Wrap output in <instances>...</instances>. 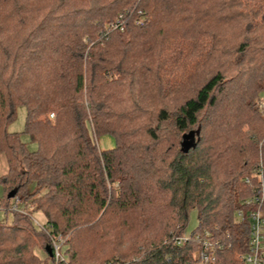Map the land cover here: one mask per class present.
I'll return each mask as SVG.
<instances>
[{
	"label": "trees",
	"instance_id": "obj_1",
	"mask_svg": "<svg viewBox=\"0 0 264 264\" xmlns=\"http://www.w3.org/2000/svg\"><path fill=\"white\" fill-rule=\"evenodd\" d=\"M260 94L264 0H0V209L14 223L0 222V264H40L19 194L51 233L71 232L59 264L85 262L76 252H92L88 238L114 244L134 230L137 259L112 258L195 264L198 246L174 240L193 209V232L226 244L213 264H243L249 229L237 213L247 219L245 201L264 194ZM18 106L34 152L7 131ZM102 135L115 147L101 150Z\"/></svg>",
	"mask_w": 264,
	"mask_h": 264
},
{
	"label": "rangeland",
	"instance_id": "obj_2",
	"mask_svg": "<svg viewBox=\"0 0 264 264\" xmlns=\"http://www.w3.org/2000/svg\"><path fill=\"white\" fill-rule=\"evenodd\" d=\"M260 95H261L260 97L255 99L253 108L263 113V111L258 107V105L264 102V94H260ZM206 115H208V113H206L205 115L203 114L201 117L204 118ZM210 115H214V114H210ZM26 119H27L26 108L23 106H18L16 108L15 119L12 123L8 125L7 131L9 133L19 134L21 141L26 144L28 150L30 152H34L37 149V145L31 141L28 135L24 133ZM97 145L101 150H109L115 147V139L110 135H102L97 138ZM6 174H7L6 157L4 154H1L0 155V176L6 175ZM35 188L36 186L34 184H31L28 187V192H33ZM4 194H5L4 187L0 184V199L4 196ZM16 205L17 207L15 208V210L18 211V214H19L18 219L22 217L28 218L30 221H32L33 226L36 227L37 230L39 231V235L37 239L33 240V243L31 244L33 253L39 259L38 262H40V264H57L55 263V260L51 258L50 256H49L50 259H53V261L49 260L46 254V251H45L44 240H40L41 235H45L46 238L44 239L47 245L51 247V249H52L53 242H56L57 245H59L62 248L61 253H62L63 258L67 259V256L65 255L66 245H67L68 239L71 236V232L61 229L59 233H51L52 231L51 228L46 223V219L44 218V215L41 212L37 211L36 205L33 202V199L26 198L24 194L18 195V199L16 200ZM12 220H13V211L11 209H9L8 211H5L4 209H0V222H4L5 223L4 225H13L14 223H12ZM24 220L26 219H23L22 222L17 224V226L20 228H26L27 225L25 224V222H23ZM197 227H198L197 211L193 209L189 212V221H188L186 230L183 231L182 234L180 235L175 234V237L176 235L179 237L184 236V235H189L191 232L197 229ZM134 233H136L135 230L134 232L124 231V237L122 241L114 242V244L119 246L117 249L113 243L108 242L104 244L103 243L104 240H94L93 238H88L89 239L88 245H90L89 250H91L92 252L81 250L80 252H76V253L79 256V258L80 257L85 258V262H83L82 264H97L99 262L102 264L106 262H109L110 264L112 263L119 264L121 262L129 263L130 261L133 260V259L131 260L130 258L133 257L135 258V260L137 259L136 256L134 255L132 256L133 252L131 253L129 252L132 250L131 244L133 242V236L135 235ZM107 239H112V235L111 237H107ZM85 249H88V248H85ZM115 251H123L126 254L130 253L131 257L126 258V259L112 258V253H114ZM137 251H139V254H140L142 253V251H144V248L139 247ZM116 260H119V262H115ZM130 263L133 264L132 262Z\"/></svg>",
	"mask_w": 264,
	"mask_h": 264
},
{
	"label": "built area",
	"instance_id": "obj_3",
	"mask_svg": "<svg viewBox=\"0 0 264 264\" xmlns=\"http://www.w3.org/2000/svg\"><path fill=\"white\" fill-rule=\"evenodd\" d=\"M122 16L119 17L117 24L111 25L113 29L123 30L121 23ZM258 107L264 113V102L260 103ZM53 118V115H51ZM258 179L263 183L262 173L256 174ZM250 180L247 178L246 183ZM264 194L260 196H253L245 201V205L252 206L255 209L247 212V219L244 211L237 213V218L240 222L248 221L249 239L248 252L245 253L241 259L243 264H264ZM41 227V226H40ZM177 245H183L188 241L194 242L198 247L194 253L195 264H213L216 261L217 253L225 249L226 244L220 239L215 238L209 231L191 232L189 235L174 237ZM62 248L53 242L52 253L55 263L59 264L63 261L61 253Z\"/></svg>",
	"mask_w": 264,
	"mask_h": 264
},
{
	"label": "water",
	"instance_id": "obj_4",
	"mask_svg": "<svg viewBox=\"0 0 264 264\" xmlns=\"http://www.w3.org/2000/svg\"><path fill=\"white\" fill-rule=\"evenodd\" d=\"M18 193V189H15L13 191H11L9 194H8V198L9 199H12L16 196V194ZM46 252L48 253V255L53 258V253H52V249L51 247H46Z\"/></svg>",
	"mask_w": 264,
	"mask_h": 264
}]
</instances>
